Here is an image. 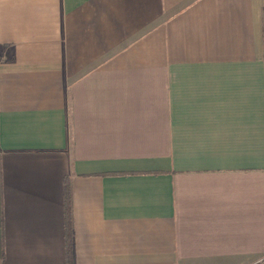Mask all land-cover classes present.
I'll return each instance as SVG.
<instances>
[{"label": "crops", "instance_id": "1", "mask_svg": "<svg viewBox=\"0 0 264 264\" xmlns=\"http://www.w3.org/2000/svg\"><path fill=\"white\" fill-rule=\"evenodd\" d=\"M264 264V0H0V264Z\"/></svg>", "mask_w": 264, "mask_h": 264}, {"label": "trees", "instance_id": "2", "mask_svg": "<svg viewBox=\"0 0 264 264\" xmlns=\"http://www.w3.org/2000/svg\"><path fill=\"white\" fill-rule=\"evenodd\" d=\"M67 264H74L72 193L69 182L65 183Z\"/></svg>", "mask_w": 264, "mask_h": 264}]
</instances>
